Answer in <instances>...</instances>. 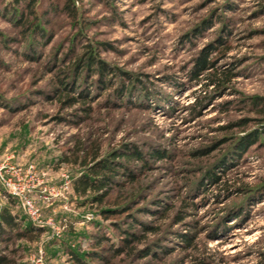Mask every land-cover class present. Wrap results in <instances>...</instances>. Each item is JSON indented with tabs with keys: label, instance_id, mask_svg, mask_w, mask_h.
<instances>
[{
	"label": "rangeland",
	"instance_id": "374dc122",
	"mask_svg": "<svg viewBox=\"0 0 264 264\" xmlns=\"http://www.w3.org/2000/svg\"><path fill=\"white\" fill-rule=\"evenodd\" d=\"M22 14L41 30L25 31ZM34 14L0 0V163H33L62 195H35L42 225L13 202L19 222L0 231L7 264H33L40 250L44 264L92 250L86 264H264V0H37ZM80 69L72 95L89 102L66 107L60 79ZM95 144L144 160L120 158L102 203L73 189Z\"/></svg>",
	"mask_w": 264,
	"mask_h": 264
},
{
	"label": "trees",
	"instance_id": "16d2710c",
	"mask_svg": "<svg viewBox=\"0 0 264 264\" xmlns=\"http://www.w3.org/2000/svg\"><path fill=\"white\" fill-rule=\"evenodd\" d=\"M26 3V8L29 12V14H34V7L37 3V0H14L15 6L19 5L21 2ZM64 9L72 14L73 16H76V8L74 6V2H67L64 6ZM19 24L24 26L25 31L32 30L34 31H39L41 30V25H40V17L37 14H34V18L29 20L28 16H25L24 14L21 15V19L19 21ZM36 43H40V41L36 40ZM87 54V53H86ZM87 56V55H86ZM82 60L86 62V67L87 69H90L92 72L94 69L95 64L100 65L99 59H97L96 56L90 55L86 59L83 57ZM198 64L200 66V69H206L210 63L208 60V55L202 54L200 58H198ZM82 69V68H81ZM81 69L79 71H76L75 77H73L71 83H67V79L69 78L68 76H64L61 81V87L57 90L56 94L59 95H64L65 94V99L64 101H61L62 104H64L66 107H71L76 105L78 102L82 101V103H88L89 102V97H86L82 93L79 94L78 96L72 95L77 88V80L79 78L78 73H80ZM101 73V79L104 75L103 70L100 69ZM198 74V73H196ZM67 78V79H66ZM211 82H215L212 80ZM219 86H222L223 82L220 83L218 82ZM122 89V92L124 93ZM255 103L258 104V101L261 99L259 97H254ZM200 108H203L204 106L207 105L205 97L199 98L198 103ZM91 107H87L86 109H83L85 113H89L91 111ZM243 125V124H242ZM259 136V133H253L250 137V142L251 144L257 142V138ZM236 136L232 135L231 139H235ZM83 144V143H82ZM84 146V144H83ZM84 150V149H83ZM125 157L127 160L129 159H137L139 161L144 162L143 157L141 155V152L139 151L138 148L134 147L133 149H130V151L127 149L123 153H119L118 151H114L113 155L111 156H106L103 157L101 156V145L100 144H95V149L90 155L88 151L85 153V158L83 161H81V165L86 167L85 172L82 173L81 176H79L76 180L73 181V189L75 190L76 193L80 194L83 197L89 196V194H92L89 199L92 202L96 203H102L111 193V190L113 186L116 183L115 178L118 175L119 171L121 169H126V165H122L120 162V158ZM214 177L212 175V172H208V178ZM17 198H11L9 202L13 204V202ZM136 205L138 201H135ZM132 207L131 205H124L123 207L120 208V206H113V208H107L103 209L102 214L103 215H114V214H119L122 212H125L127 210H130ZM19 222V216L17 214H13V212L9 209L8 206H4L3 208L0 209V231H4V228H15L17 226V223ZM116 226V225H115ZM143 228L148 230L149 228L146 227V225L143 224ZM155 229V228H153ZM122 233H125L127 235L126 241L128 243H132L133 241L138 239V235L135 232H131L130 230H125L122 231ZM22 234V233H20ZM184 240L186 243H190L192 238L187 237V235H183ZM118 252V251H117ZM147 253H140V258H144ZM264 256V255H263ZM84 257L87 258H98L95 251L92 250V252H86L84 255H79L76 253H73V260L75 264H86L84 261ZM8 260L5 255L0 254V264H7Z\"/></svg>",
	"mask_w": 264,
	"mask_h": 264
},
{
	"label": "built area",
	"instance_id": "2783aa9c",
	"mask_svg": "<svg viewBox=\"0 0 264 264\" xmlns=\"http://www.w3.org/2000/svg\"><path fill=\"white\" fill-rule=\"evenodd\" d=\"M39 173L33 163L16 165L10 159L0 163V195L5 201L17 198L27 214L36 224L42 225V209L35 195L41 199L49 200L62 195L56 187H48L47 182ZM60 192H59V191ZM55 235L61 234V228H55ZM42 254V251H39ZM34 256L33 264H44L43 255Z\"/></svg>",
	"mask_w": 264,
	"mask_h": 264
},
{
	"label": "crops",
	"instance_id": "0c3cea01",
	"mask_svg": "<svg viewBox=\"0 0 264 264\" xmlns=\"http://www.w3.org/2000/svg\"><path fill=\"white\" fill-rule=\"evenodd\" d=\"M5 205L8 206L10 210H12V208H15V205H13V204H12L11 202H9V201H7ZM13 214H14V213H13Z\"/></svg>",
	"mask_w": 264,
	"mask_h": 264
},
{
	"label": "bare ground",
	"instance_id": "6f19581e",
	"mask_svg": "<svg viewBox=\"0 0 264 264\" xmlns=\"http://www.w3.org/2000/svg\"><path fill=\"white\" fill-rule=\"evenodd\" d=\"M239 231L238 230H236V233H238Z\"/></svg>",
	"mask_w": 264,
	"mask_h": 264
}]
</instances>
